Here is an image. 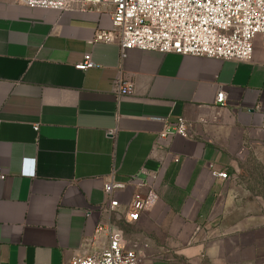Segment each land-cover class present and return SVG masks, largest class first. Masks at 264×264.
<instances>
[{
    "label": "crops",
    "instance_id": "crops-1",
    "mask_svg": "<svg viewBox=\"0 0 264 264\" xmlns=\"http://www.w3.org/2000/svg\"><path fill=\"white\" fill-rule=\"evenodd\" d=\"M111 11L0 0V264L98 253L105 224L147 243L142 264H264V46L255 41L245 62L121 57L94 40L112 32ZM87 53L96 67L77 71ZM118 77L130 95L117 97ZM177 118L188 137L159 139ZM28 160L34 175L20 176ZM140 169L157 199L136 224L125 219L128 191L115 211L98 210L111 171L124 181Z\"/></svg>",
    "mask_w": 264,
    "mask_h": 264
},
{
    "label": "built area",
    "instance_id": "built-area-1",
    "mask_svg": "<svg viewBox=\"0 0 264 264\" xmlns=\"http://www.w3.org/2000/svg\"><path fill=\"white\" fill-rule=\"evenodd\" d=\"M29 8L66 12L79 6L80 9L110 5L111 33L97 32L95 41L115 43L121 57L131 49L152 51L160 54L203 57L222 61H249L256 39L264 46V0H14ZM90 54L74 66L84 72L95 68ZM117 97L130 95L132 85L118 77L115 80ZM225 95L219 90L217 104H223ZM37 127H34L36 131ZM114 131H109L112 135ZM188 137L187 125L177 118L171 130L164 129L159 139L168 135ZM34 175V161L28 160L20 176ZM219 179L225 173H213ZM111 171L103 183V194L108 198L106 207L98 210L115 211L120 203L117 192H129L125 219L136 224L155 203L157 196L152 187V176L144 169L130 175L124 181L115 180ZM4 179L0 170V180ZM97 233H104L107 245L98 253L74 257L68 264H142L147 243L125 240L111 224L99 225Z\"/></svg>",
    "mask_w": 264,
    "mask_h": 264
},
{
    "label": "rangeland",
    "instance_id": "rangeland-1",
    "mask_svg": "<svg viewBox=\"0 0 264 264\" xmlns=\"http://www.w3.org/2000/svg\"><path fill=\"white\" fill-rule=\"evenodd\" d=\"M256 41H258L259 42V39H256ZM134 233V232H133ZM132 234V233H131Z\"/></svg>",
    "mask_w": 264,
    "mask_h": 264
}]
</instances>
